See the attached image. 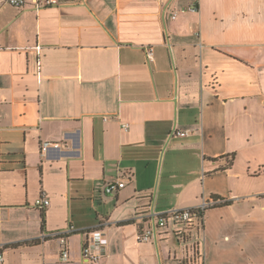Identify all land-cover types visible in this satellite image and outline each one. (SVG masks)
<instances>
[{"label":"crops","instance_id":"0c3cea01","mask_svg":"<svg viewBox=\"0 0 264 264\" xmlns=\"http://www.w3.org/2000/svg\"><path fill=\"white\" fill-rule=\"evenodd\" d=\"M210 198L138 241L148 210ZM194 244V264H264V0H0L2 264H191Z\"/></svg>","mask_w":264,"mask_h":264},{"label":"built area","instance_id":"2783aa9c","mask_svg":"<svg viewBox=\"0 0 264 264\" xmlns=\"http://www.w3.org/2000/svg\"><path fill=\"white\" fill-rule=\"evenodd\" d=\"M82 0H6V2L17 9H24L26 7L33 8L35 10L47 8V7H55V6H60L66 3H80ZM196 13L197 8L195 6H188L180 11V13ZM176 13L172 15V18H175ZM36 54L39 56L40 53V47H36ZM146 61L149 63L152 61V48L151 47H146L144 50ZM39 63L37 64V67L39 68ZM126 125H122V128H125ZM174 135L177 137L184 138L188 135L187 132L185 131H174ZM124 183L120 181H114L107 183L105 186L104 192L106 194H114L117 190L122 189L124 187ZM227 203L226 201L222 199H215V198H210L206 200H202L201 203L197 206L193 207H188V208H180V209H172L169 211L161 212V213H154L151 209L148 210L145 213V220L149 221V227L142 231L137 239L139 242H149L152 239L156 238V232L158 229H165L167 228L170 224H183L185 226H189L194 222H202L203 221V216L204 213L216 206H220ZM38 205L41 207H45L48 205V201L46 199H40L38 201ZM92 237L98 241L99 243V233L97 232H92L91 233ZM53 238H56L60 245H61V251H60V256H61V261L65 262L68 260V250H67V245H66V232H57L54 235H52ZM98 237V238H96ZM47 238L46 236H42L41 239L44 240ZM180 238H182L180 236ZM188 239V238H187ZM183 240V238H182ZM184 241V240H183ZM82 259L85 260L86 262L89 263H96L100 255L97 252L96 245L94 244H83L82 246V251H81ZM195 251H193V257L191 259V264H194L196 259H195ZM3 257L2 254L0 253V264H2Z\"/></svg>","mask_w":264,"mask_h":264},{"label":"trees","instance_id":"16d2710c","mask_svg":"<svg viewBox=\"0 0 264 264\" xmlns=\"http://www.w3.org/2000/svg\"><path fill=\"white\" fill-rule=\"evenodd\" d=\"M194 249L195 253H197V247L196 245L194 244V246L192 247V250Z\"/></svg>","mask_w":264,"mask_h":264}]
</instances>
